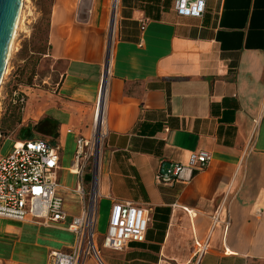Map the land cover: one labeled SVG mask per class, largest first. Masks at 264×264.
Wrapping results in <instances>:
<instances>
[{
	"label": "crops",
	"instance_id": "obj_1",
	"mask_svg": "<svg viewBox=\"0 0 264 264\" xmlns=\"http://www.w3.org/2000/svg\"><path fill=\"white\" fill-rule=\"evenodd\" d=\"M45 41L40 83L20 90L22 109L5 99L13 77L4 78L0 137L15 143L31 131L59 147L64 209L78 207L65 209L71 219L83 206L69 193L78 176L61 167V154L92 136L100 108L99 211L108 215L112 200L150 209L145 241L122 251L101 244L102 264H264V0H206L200 19L178 17L174 0H51ZM201 152L209 164L189 181H158ZM0 219V247H8L0 264L22 263L26 250L47 259L59 250L38 231L24 236L23 226H65ZM204 243L210 251L197 259Z\"/></svg>",
	"mask_w": 264,
	"mask_h": 264
},
{
	"label": "built area",
	"instance_id": "obj_2",
	"mask_svg": "<svg viewBox=\"0 0 264 264\" xmlns=\"http://www.w3.org/2000/svg\"><path fill=\"white\" fill-rule=\"evenodd\" d=\"M25 3L26 0L22 2V14ZM174 11L181 18L200 19L206 11V0H174ZM7 70L8 65L0 90ZM12 99L21 109L26 103V96L20 91H14ZM97 117L96 108L92 136L89 139H75L76 151L72 166L75 167L78 183L73 192L83 208L80 215L72 217L65 226V231L74 235L73 247L68 252L50 251L46 264H78L87 256L92 257L97 264H102L100 251L96 246L97 217L94 213L93 220L90 222L88 219L91 203L87 208L84 206L86 192L83 181L84 170L93 156L94 169L98 167L97 157L106 136L103 116L98 129ZM59 150V147L48 141L36 139L15 142L9 155H0V218L21 223L33 221L45 227L65 225L67 214L64 210V199L59 193L57 178ZM210 159L207 153H194L190 155L187 165H173L168 171L158 175L157 179L163 184L187 182L194 173L206 168ZM149 221L150 209L128 201L112 200L106 233L101 235L102 248L122 251L131 243H143ZM208 251V243L199 245L195 257L198 259L202 253Z\"/></svg>",
	"mask_w": 264,
	"mask_h": 264
},
{
	"label": "rangeland",
	"instance_id": "obj_3",
	"mask_svg": "<svg viewBox=\"0 0 264 264\" xmlns=\"http://www.w3.org/2000/svg\"><path fill=\"white\" fill-rule=\"evenodd\" d=\"M51 0H26L24 12L22 16V21L20 22L19 28L17 30V35L14 39V44L11 51V56L8 62V70L6 75H12L13 79L10 81L7 89L5 90L6 97L5 99H12V93L14 91H20L24 89V85L27 84L31 88H36L37 84L40 83L34 79L38 72V64H40V59L42 54L46 52V27L48 21V14H49V7H50ZM116 2V1H115ZM115 29V21L114 17L112 20L111 28H110V35L112 36ZM16 48L18 50H16ZM45 64V65H44ZM41 65L46 66V63H41ZM44 70V68L42 69ZM40 68V71H42ZM0 90V107L2 106L1 100L4 94ZM27 92V91H26ZM11 105V102H9ZM98 125V123H97ZM99 128V126L97 127ZM50 130V129H48ZM30 133V134H29ZM25 139H32V138H41L40 136L34 135L31 131L28 132V136H24ZM14 138L7 137L3 139L0 138V155L7 156L12 151ZM75 151V146L70 140L66 146V148L62 151V158H61V167L67 169L72 166L73 162V155ZM102 149L99 152L97 157L98 167L94 169V156L88 161L86 168L84 170L83 181L85 185V192H86V199H85V207L89 206L91 203V197L94 190L98 187V180H99V162L101 159ZM67 182L72 183L73 179L68 178L66 179ZM97 191V190H96ZM72 196H75L73 191L69 192ZM77 198V197H76ZM65 205V200H64ZM77 207V206H76ZM75 205L71 206L66 203L65 209L71 215L77 214ZM84 207V208H85ZM78 208V207H77ZM64 209V210H65ZM66 212V211H65ZM66 212V214H68ZM95 217H97V239H96V246L99 249V246L102 244V236L106 233L107 223H108V215H104V211H99V195L96 199V206H95ZM69 215V214H68ZM67 217L66 226L70 218ZM5 221L0 219V228L5 226ZM24 236L27 235H34L37 231L42 236H48L49 238L55 239L53 243H56V247L59 250L63 248H70L74 244V235L64 231V230H55V229H44L41 228L37 230L34 226H23ZM102 235V236H101ZM32 238V237H28ZM29 240H34L29 239ZM42 242V239L39 240ZM3 248L0 247L1 253H7L5 251L8 250V247L2 245ZM0 253V256H1ZM17 256L20 257V260L23 264H45L47 262V252L45 250L34 249V250H26L23 251L21 254Z\"/></svg>",
	"mask_w": 264,
	"mask_h": 264
},
{
	"label": "water",
	"instance_id": "obj_4",
	"mask_svg": "<svg viewBox=\"0 0 264 264\" xmlns=\"http://www.w3.org/2000/svg\"><path fill=\"white\" fill-rule=\"evenodd\" d=\"M23 0H0V85L3 80L7 68V54L10 47V42L14 33L17 19L22 7ZM85 18L88 16L89 7L85 9ZM106 88V77L102 79L101 91L98 104L101 97L104 96ZM45 140L43 138L24 139L27 140ZM47 141V140H45Z\"/></svg>",
	"mask_w": 264,
	"mask_h": 264
},
{
	"label": "bare ground",
	"instance_id": "obj_5",
	"mask_svg": "<svg viewBox=\"0 0 264 264\" xmlns=\"http://www.w3.org/2000/svg\"><path fill=\"white\" fill-rule=\"evenodd\" d=\"M115 1L116 0H114V4H116ZM21 15H22V7L20 9V13H19V16H18V19H17V23H16V26H15V29H14V33H13V36H12V39H11V42H10V47H9V51H8V54H7V64L9 62V59H10V56H11V51H12V47H13V44H14V39H15V37L17 35V30H18L20 22H21ZM100 114H101V110L99 108V111H98V114H97V116H98L97 117V120H98L97 127L100 126ZM73 168L74 169H72V171L75 172V167H73ZM97 196H98V194H97L96 189H95L93 194H92L91 206H90V210H89V214H88V219H89L90 222H91V220H93V217H94Z\"/></svg>",
	"mask_w": 264,
	"mask_h": 264
}]
</instances>
